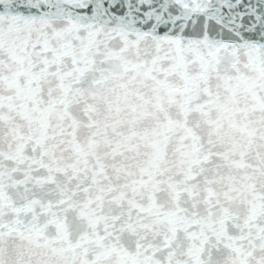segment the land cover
Returning a JSON list of instances; mask_svg holds the SVG:
<instances>
[{
    "label": "snow or ice",
    "instance_id": "6c2138e0",
    "mask_svg": "<svg viewBox=\"0 0 264 264\" xmlns=\"http://www.w3.org/2000/svg\"><path fill=\"white\" fill-rule=\"evenodd\" d=\"M0 264H264V0H0Z\"/></svg>",
    "mask_w": 264,
    "mask_h": 264
}]
</instances>
